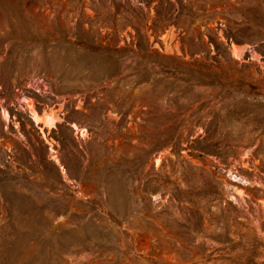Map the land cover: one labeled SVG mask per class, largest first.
Here are the masks:
<instances>
[{"label":"rangeland","instance_id":"1","mask_svg":"<svg viewBox=\"0 0 264 264\" xmlns=\"http://www.w3.org/2000/svg\"><path fill=\"white\" fill-rule=\"evenodd\" d=\"M0 137V264H264V0H0Z\"/></svg>","mask_w":264,"mask_h":264},{"label":"trees","instance_id":"2","mask_svg":"<svg viewBox=\"0 0 264 264\" xmlns=\"http://www.w3.org/2000/svg\"><path fill=\"white\" fill-rule=\"evenodd\" d=\"M1 139H2V138L0 137V140H1ZM3 147H7V142H5V140H3ZM8 157H9V161L13 159V156L8 155ZM14 161H15V160H14ZM14 161H13V162H14ZM13 162L10 164V166H9V163L5 165L6 168L9 166V167L7 168V170H3V169H2L3 166L0 165V186H1V187H4V186L9 187L10 184L17 185V184H19V182H20V178H21V177H20L19 174H13L12 172L10 173V171H8L9 168H10L11 166L14 165ZM16 168H17V167H16ZM17 170H19L20 172H22L23 169H21V168H17ZM22 174H23V173H22ZM68 174H69V177L71 178V174H70V172H69V169H68Z\"/></svg>","mask_w":264,"mask_h":264},{"label":"bare ground","instance_id":"3","mask_svg":"<svg viewBox=\"0 0 264 264\" xmlns=\"http://www.w3.org/2000/svg\"><path fill=\"white\" fill-rule=\"evenodd\" d=\"M34 116H35V118H36V121L38 122V121H39V118L36 116V114H35Z\"/></svg>","mask_w":264,"mask_h":264}]
</instances>
